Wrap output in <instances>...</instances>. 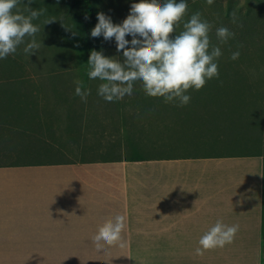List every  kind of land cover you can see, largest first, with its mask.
<instances>
[{
	"label": "crops",
	"instance_id": "crops-1",
	"mask_svg": "<svg viewBox=\"0 0 264 264\" xmlns=\"http://www.w3.org/2000/svg\"><path fill=\"white\" fill-rule=\"evenodd\" d=\"M98 98L106 103V116L89 124L132 138L137 123L125 103L143 99ZM17 101L16 94L0 91V117L8 124L15 122ZM32 116L41 122V115ZM152 126L160 134L179 131L171 116L155 118ZM156 139L152 152L0 162V264L123 260L114 257L122 248L98 252L92 241L116 215L126 217V247H202L199 240L218 220L238 224L234 241L216 248L217 255L232 264H264V157L230 150L177 152L165 148L183 139ZM128 143L121 148H139Z\"/></svg>",
	"mask_w": 264,
	"mask_h": 264
},
{
	"label": "rangeland",
	"instance_id": "rangeland-1",
	"mask_svg": "<svg viewBox=\"0 0 264 264\" xmlns=\"http://www.w3.org/2000/svg\"><path fill=\"white\" fill-rule=\"evenodd\" d=\"M71 2L72 0H31L32 9L44 10L43 15L32 21L40 26V32L35 38L41 47L31 56L25 54L23 49L31 41V38L26 37L25 43L18 46L15 54L0 59V91L7 94L9 92L4 91L11 90L17 95V111L20 112L11 118L16 122L13 124L4 123V118L0 117V162L33 158L74 160L119 152H152L155 138L165 140L171 134L183 141H177L178 145L165 149L177 152L236 151L250 148V143L243 142L249 135L250 127L238 124L237 118L241 112L240 107L244 109L249 106L248 95L253 98L264 97L260 95L264 94V0H215L211 6L206 0H186L188 15L185 19L199 12L203 19L213 25L211 44L220 47L222 51V56L217 61L219 79L207 81L202 89H209L214 83L227 88L230 84H238L235 89L241 90L247 100L237 101V108L229 102L222 103L221 100H213L211 95L190 89L186 94L191 96L193 102L179 106L178 102L164 103L163 98L146 96L141 82L137 81L131 97H141L143 101L126 102L125 112L137 123L134 130L130 131L129 136L133 137L129 140L137 142L139 148L126 149L121 147L129 146L127 135L107 133V130L103 133V127L89 124L95 121L97 115L101 118L106 116L107 112L104 111L107 108L104 101L96 100L99 97L98 86L102 81L88 77V40L84 22L80 8L74 10ZM139 2L140 0H95V7L97 13L103 12L111 17L114 24H121L130 14L131 5ZM158 2L163 4L166 0ZM28 3L29 0H21L19 7L24 15L29 14L23 11ZM221 5L224 10L232 6L231 14L236 13L237 23L232 22V16L230 19L220 16ZM47 20L55 21L44 25ZM219 27H226L234 32L235 38L226 44L221 43L216 37V29ZM181 30L182 27L174 31L171 38ZM101 37L103 47L100 51L103 55L123 62V52L117 51L115 39L105 41ZM131 38L126 36L129 41ZM130 46L129 44L128 47ZM236 51L240 52L239 59L232 60V53ZM76 81L83 82L85 89H90L86 103L75 95ZM192 92L197 94L192 95ZM75 96L77 100H73ZM151 100L157 103L148 102ZM138 108L142 111L137 113L134 110ZM176 108L181 111L185 108L193 109L198 111L200 117L188 119L186 126H181L184 113L178 111L177 115ZM172 112V119L180 126L176 128L179 131L155 133L152 130L153 120L160 116L169 120ZM32 115H41L42 123ZM242 122L245 123L244 120ZM114 145L121 149L100 148ZM197 248L202 247L129 246L122 248L114 256L123 260L87 261L81 264H232L224 260V257H219L216 249H202L203 255H197Z\"/></svg>",
	"mask_w": 264,
	"mask_h": 264
},
{
	"label": "clouds",
	"instance_id": "clouds-1",
	"mask_svg": "<svg viewBox=\"0 0 264 264\" xmlns=\"http://www.w3.org/2000/svg\"><path fill=\"white\" fill-rule=\"evenodd\" d=\"M206 3L211 6L214 0H206ZM20 4L21 0H0V59L15 54L26 37L31 41L23 49L25 54L31 56L41 47L35 38L40 26L32 21L43 15L44 10L32 9L29 0L23 9L29 14L24 15ZM187 15L186 0L179 3L177 0H166L163 4L158 0H140L131 5L130 14L121 24H114L111 17L103 12L97 13L98 23L91 30V37L103 36L105 41L114 38L117 51H122L124 57L121 62L105 57L102 51L90 52L88 77L102 81L97 94L107 102L120 101L133 94L134 85L139 81L146 96L186 106L191 101V96L186 94L190 89L199 91L207 81L219 79L217 61L222 51L211 44L213 25L199 12L186 20ZM231 15L232 22L237 23L236 13ZM54 21L47 20L44 25ZM181 27L179 34L171 38V34ZM126 36H131V40ZM216 37L226 44L235 38V33L226 27H219ZM239 56V51L233 52L231 59L237 60ZM76 85L75 95L86 103L90 89H85L81 81H76ZM126 227L123 215L105 220L92 237L96 250L107 252L108 248L126 247L123 235ZM238 231V224L228 226L218 220L199 240L202 248H197L196 254L203 255L202 249L214 250L231 244Z\"/></svg>",
	"mask_w": 264,
	"mask_h": 264
},
{
	"label": "trees",
	"instance_id": "trees-1",
	"mask_svg": "<svg viewBox=\"0 0 264 264\" xmlns=\"http://www.w3.org/2000/svg\"><path fill=\"white\" fill-rule=\"evenodd\" d=\"M215 1V0H214ZM78 7L80 8V13H81V18L83 19L84 22V27H85V35L88 40V50L86 51V54L89 56L90 52L92 50L100 51V49L103 47V41L102 37L98 38H93L91 37V30L95 27V25L98 23L97 20V12H96V7H95V0H72L71 2V8L77 11ZM77 8V9H75ZM195 9V7H193ZM262 8L264 9V5L262 4ZM220 10V16L222 18H227L230 19L231 15V10H233L232 6L230 5L227 10H224V7L221 5L219 7ZM79 11V10H78ZM241 14V13H240ZM238 84H230L227 87H222V85L218 83H214L213 86L209 89H202L199 90L198 93H204L211 95L213 100H221L220 102H229V104H232L233 106H237L238 104L237 101H244L247 100L246 96L243 94L241 90H236L235 87H237ZM4 92H10L13 94L11 90H6ZM247 92V90H246ZM193 94H197L192 92ZM260 94V93H259ZM264 96V94H260ZM248 107L242 109L240 107V113L238 114V124L241 126H246L248 125L250 127L249 129V135L245 137L246 141H243L245 143H250V148L245 149V150H236L239 152L243 153H248V154H259L264 157V97H257L254 96V98L250 95H248ZM211 100V101H213ZM251 100V101H249ZM152 103H157L155 101H148ZM190 102H193V99H191ZM246 102V101H245ZM17 104V103H16ZM242 109V110H241ZM176 114L179 115V112L184 113L183 118V123H181V126H186V122H188V119L191 118H198L200 117L198 111H194L193 109H188L185 108L184 111L178 110L176 108ZM18 112V111H17ZM192 112V114H191ZM20 113V112H18ZM158 116V115H157ZM173 118V112L170 115ZM196 116V117H195ZM176 117V116H175ZM181 118V119H182ZM186 120V121H185ZM242 120L245 121V123L242 122ZM175 121V120H173ZM180 121V120H179ZM4 123H8L9 119L4 118ZM168 125V122H167ZM175 126H179L175 122ZM180 127V126H179ZM240 129V128H239ZM238 129V130H239ZM241 130V129H240Z\"/></svg>",
	"mask_w": 264,
	"mask_h": 264
}]
</instances>
